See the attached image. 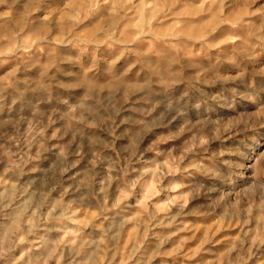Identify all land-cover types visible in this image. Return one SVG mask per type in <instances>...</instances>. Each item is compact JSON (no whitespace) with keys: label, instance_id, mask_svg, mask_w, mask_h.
<instances>
[{"label":"clouds","instance_id":"clouds-1","mask_svg":"<svg viewBox=\"0 0 264 264\" xmlns=\"http://www.w3.org/2000/svg\"><path fill=\"white\" fill-rule=\"evenodd\" d=\"M262 56L264 0H0V264H264Z\"/></svg>","mask_w":264,"mask_h":264},{"label":"rangeland","instance_id":"rangeland-1","mask_svg":"<svg viewBox=\"0 0 264 264\" xmlns=\"http://www.w3.org/2000/svg\"><path fill=\"white\" fill-rule=\"evenodd\" d=\"M262 61H264V56L261 57ZM53 71H56V69H53ZM226 71L230 72L231 74L235 75L234 72H232L231 69H226ZM249 83L250 84H254V86L258 89L259 91V95L261 97V99H264V71H260L259 69L253 71V69H249ZM239 106L242 108H252L253 106L243 102V101H238ZM255 135L254 133H249L247 134L248 138L246 139V144H248L249 146H255V142L251 139V137ZM241 138H244V134H242ZM256 139L261 141V147L257 148V151L260 150H264V130H261L260 135L256 136ZM246 151L249 152V155H252L250 148L245 149ZM188 221L194 225H196L198 228L200 225L202 224H211L212 223V219L211 218H203L197 215H192L188 217ZM236 231H238V229L235 230H230L229 232H224L221 233V236H225V235H235ZM197 236L200 235L199 231L196 233ZM220 237H218L219 239ZM223 249V245H217L216 248L214 249V251H219Z\"/></svg>","mask_w":264,"mask_h":264}]
</instances>
